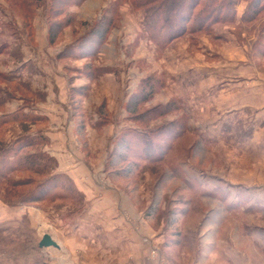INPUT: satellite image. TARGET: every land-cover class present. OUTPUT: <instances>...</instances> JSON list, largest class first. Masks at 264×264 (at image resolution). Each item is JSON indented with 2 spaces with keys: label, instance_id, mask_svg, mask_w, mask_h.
<instances>
[{
  "label": "rangeland",
  "instance_id": "1",
  "mask_svg": "<svg viewBox=\"0 0 264 264\" xmlns=\"http://www.w3.org/2000/svg\"><path fill=\"white\" fill-rule=\"evenodd\" d=\"M173 1L182 0H113L111 13L116 26L121 25V36H133L127 53L137 61L135 68L149 75L136 96L139 100L158 95L160 102L151 114L146 110L151 104L140 105L136 113H146L148 123L155 115L163 118L159 125H149V129L146 125L141 133H132L130 141L138 153L144 154V147H149L156 154L152 157L146 152L145 164L128 168L132 183L122 181L117 186L132 191V202L143 212L157 240L151 255L159 264H264V230L256 231L257 224L261 229L264 226V206L251 204V191L264 194V134L260 133L264 128V0H186L180 18L173 16ZM63 2L0 0V53H10L12 38L29 24L33 6L36 10L47 6L52 21L70 24L71 11L79 4ZM88 4L85 16L92 11ZM121 14L133 23L136 36L119 24ZM174 22L183 35L168 39ZM161 27L165 30L159 32ZM119 53L107 54L101 64L118 67ZM120 75L127 79L126 73ZM100 89L102 96L103 85ZM31 138L36 146L23 155L40 153L43 137ZM13 154V148L5 151L6 164L0 171L7 172L5 183L20 177L25 186L18 191L0 185L7 205L23 204L48 213L65 206L74 211L81 203L71 189L66 194L68 186L60 177L55 179L58 187L52 197L43 203L25 204L12 197L39 195V184L55 166L47 156L54 166L46 162L41 174H8V167L19 164L8 160ZM153 159L160 162L151 166L148 163ZM47 217L36 218L32 228L25 219L20 230H0V264H65L64 257L70 260L61 239L60 249H39L41 237L54 233L47 227L51 216ZM86 233L94 234L89 227ZM84 251L98 255L96 250Z\"/></svg>",
  "mask_w": 264,
  "mask_h": 264
},
{
  "label": "crops",
  "instance_id": "2",
  "mask_svg": "<svg viewBox=\"0 0 264 264\" xmlns=\"http://www.w3.org/2000/svg\"><path fill=\"white\" fill-rule=\"evenodd\" d=\"M87 4L92 11L85 16ZM112 4L113 0L81 2L71 11L70 24L56 37L49 32L47 6L37 10L33 6L29 24L21 26L20 34L8 46L10 53H0V81L12 87L6 90L0 83V120L18 117L4 127L3 145L9 147L26 136H42L39 152L53 158L52 175L65 181L66 194L71 189L81 201L74 211L65 206L45 213L37 207H14L0 200V230H20L25 219L32 228L36 218L48 214L51 220L47 227L54 233L44 235L50 236L59 249L62 245L58 242L63 241V250L71 254L70 260L63 258L65 264H159L151 255L157 241L154 232L132 202V191L117 185L132 183L133 173L128 168L146 163L143 156L148 151L144 148L142 154L133 148L132 133H141L146 125L148 129L159 125L163 118L155 115L148 123L146 113H136L140 105L151 104L153 107L146 109L151 114L159 102L158 95L138 100L136 94L149 75L140 73L135 68L137 61L127 53L133 36H121V25L116 26L111 13ZM119 20L137 35L125 15ZM119 51L122 62L118 67L101 64L107 54ZM122 73H126V80ZM19 116H27V120L21 121ZM261 132L264 134V128ZM159 162L153 159L148 164ZM252 193L251 204L264 206V194ZM87 226L94 232L91 237L87 236ZM260 230L264 226L261 229L257 224L256 231ZM85 249L96 250L98 255L81 253Z\"/></svg>",
  "mask_w": 264,
  "mask_h": 264
},
{
  "label": "trees",
  "instance_id": "3",
  "mask_svg": "<svg viewBox=\"0 0 264 264\" xmlns=\"http://www.w3.org/2000/svg\"><path fill=\"white\" fill-rule=\"evenodd\" d=\"M83 0H64L63 5H65L66 3L69 4H80ZM22 6L23 3H20ZM186 4V0H182L180 2H172L171 3V9L173 10V16H175L176 18H180L182 15V11H183V6ZM27 8L29 10L30 13V4L27 3ZM49 14V13H48ZM49 16V15H48ZM51 16H49V21L51 22V24L49 25V32L52 35V32L55 33L54 37H56L58 35V33L69 24V22H58V21H52L50 19ZM158 19H155V22ZM185 21V19H183ZM181 21V20H180ZM111 24V23H110ZM174 24L176 25V27H172L171 28V32L169 34V38L168 39H175L178 38L180 36H182L183 34L181 33L180 30V25L176 22H174ZM173 24V25H174ZM172 25V26H173ZM111 26V25H110ZM157 26L156 25L152 26L153 29L155 30ZM165 30L163 27H161L158 31L161 32ZM18 117H6L5 119L0 120V133L1 131L4 132L6 128L9 124H11L13 121H17ZM19 120H23L26 121L27 120V116H19ZM31 137H23L21 138L19 141H17L14 145H11L9 147H6L3 145L2 143V139L0 140V169L3 165H5V151L8 150L9 148H13L14 150V154L8 158V160L10 162L17 160L18 161V165L14 167V169H11L12 167H8V174L10 173H18V174H23L25 172H32L35 174H41L42 173V169H46L44 164H46V162H49L50 164H53L54 166V162L47 157V155L45 154H41V153H30L27 155H23V151L27 150L29 148H34L36 146L35 141L33 142L31 140ZM146 148V150L148 151V154H150L151 156L155 155L156 153V149H150L149 147H144ZM154 148V147H153ZM16 153V155H15ZM21 154V155H19ZM38 162H41V164H38ZM40 170V172H39ZM7 173V172H6ZM3 173L0 171V182H3L2 186H5L8 189H13V190H18L20 191L21 188L23 186H25V180L22 181H10V183H5L7 182L5 180V177H7V174ZM49 176L45 179V181H43L42 183L39 184L38 186V190H39V195H35V193H32V195H29L27 197L22 196L21 194H16L13 195L12 197H16L19 199V201H21L22 203L25 204H40L43 203L45 200H47L48 198L52 197V190L57 189L58 184L55 183V179L57 178L56 176H53L52 173L48 174ZM68 190V189H67ZM72 194L73 191H71ZM4 196V192H2V190L0 189V200L4 203H7L8 200L3 197ZM76 197V196H75ZM77 200H79V198L76 197ZM15 205V204H14Z\"/></svg>",
  "mask_w": 264,
  "mask_h": 264
},
{
  "label": "water",
  "instance_id": "4",
  "mask_svg": "<svg viewBox=\"0 0 264 264\" xmlns=\"http://www.w3.org/2000/svg\"><path fill=\"white\" fill-rule=\"evenodd\" d=\"M39 249H59L58 245L51 239L50 236L44 235L38 244Z\"/></svg>",
  "mask_w": 264,
  "mask_h": 264
}]
</instances>
